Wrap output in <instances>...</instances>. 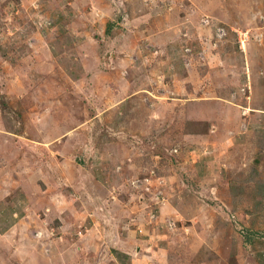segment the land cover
Wrapping results in <instances>:
<instances>
[{"label": "rangeland", "instance_id": "1", "mask_svg": "<svg viewBox=\"0 0 264 264\" xmlns=\"http://www.w3.org/2000/svg\"><path fill=\"white\" fill-rule=\"evenodd\" d=\"M0 264H264V0H0Z\"/></svg>", "mask_w": 264, "mask_h": 264}, {"label": "trees", "instance_id": "2", "mask_svg": "<svg viewBox=\"0 0 264 264\" xmlns=\"http://www.w3.org/2000/svg\"><path fill=\"white\" fill-rule=\"evenodd\" d=\"M254 167H256V165H254ZM257 175V171H256V169L255 168H253L251 171H250V177H249V179L251 178V177H255ZM248 180V179H247Z\"/></svg>", "mask_w": 264, "mask_h": 264}]
</instances>
